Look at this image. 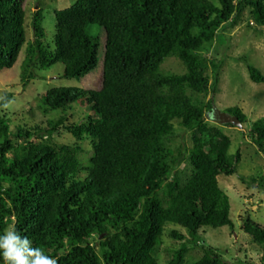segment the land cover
<instances>
[{
    "label": "trees",
    "instance_id": "obj_1",
    "mask_svg": "<svg viewBox=\"0 0 264 264\" xmlns=\"http://www.w3.org/2000/svg\"><path fill=\"white\" fill-rule=\"evenodd\" d=\"M25 1L0 0V73L15 66L26 44ZM246 12L252 28L264 27V0H76L54 11L48 43L44 11L35 12L23 86L37 77L33 69L58 63L67 80L100 69L101 85L40 95L44 113H63L45 126L13 127L0 114V233L14 227L58 264H226L200 233L236 230L218 177L235 175L242 161L212 120L223 61L211 49ZM88 26L104 33L101 62L99 38L88 35ZM169 58L185 72H165ZM247 70L252 82L264 84L260 70ZM75 106L87 115L69 123ZM226 112L247 122L238 107ZM178 130L190 135V145L172 147ZM63 132L75 143L56 144ZM249 137L264 157V118ZM241 179L264 190V168ZM241 229L261 247L257 264H264V226L246 212ZM166 232L182 246L163 252ZM196 250L201 254L193 256Z\"/></svg>",
    "mask_w": 264,
    "mask_h": 264
},
{
    "label": "rangeland",
    "instance_id": "obj_2",
    "mask_svg": "<svg viewBox=\"0 0 264 264\" xmlns=\"http://www.w3.org/2000/svg\"><path fill=\"white\" fill-rule=\"evenodd\" d=\"M75 2L76 0L25 1L26 44L15 66L0 73V101L8 94L12 96L9 107L0 106V114H5L12 121L13 127L15 125L32 127L35 123H42L45 126L48 120L57 119L60 114H63L60 111L44 113L40 95L45 94L49 89L58 87L100 88L101 74L98 72L100 69L88 75L82 81L67 80L62 77L65 67L61 63L55 64L46 71L33 69L37 77L29 81L26 87L23 86L22 74L24 72L23 64L27 55V46L35 40L34 29L31 24L35 12L38 10L44 11L46 19L43 21V27L46 30L45 40L48 43L54 38L56 31L53 21L54 11L68 9ZM249 24L251 25L250 28L248 27ZM252 27H256V24L251 22L249 14L246 12L243 22L233 29L223 30L222 36L225 41H222L221 44L219 40L215 41L214 47L211 49V54L217 52L216 58L223 61L219 92L214 99L215 106L223 112L238 107L242 109L247 117V122L242 129L227 125L219 126L232 141L230 154L240 152L242 155V161L238 165L235 175L218 177L220 187L229 196L231 219L236 226V230L233 231L224 227L218 230L206 229L204 232H200L206 244L220 249L226 264H257L262 255L261 247L254 244L241 229L242 217L246 212H249L255 221L264 226V190L250 187L243 183L241 179L242 176L248 178L256 175L264 168V157L258 152L249 137L252 124L264 118V84L252 82L247 70L249 64L260 70L264 75V27H257V30ZM86 31L88 35L99 38L98 43L101 48L99 59L101 62L102 47L105 41L104 33L97 26H88ZM64 60L66 59L64 58ZM28 69L31 70L32 67L29 66ZM162 69L165 72L177 74L185 72L183 65L176 58L167 59ZM210 97L213 96H209L208 99ZM86 115L84 107L75 106L74 110L69 112V123L81 122ZM213 123L215 124V122ZM55 141L58 145H72L75 143V139L66 132L56 137ZM182 142L190 145V135L178 130L172 140V147ZM82 146L86 151L91 150L88 142H84ZM175 228L186 234L184 229L173 225H168L166 230ZM167 232L163 239V252L167 249L180 248L182 244ZM200 254V250L192 252L193 256ZM164 256L165 253L161 256V262H164Z\"/></svg>",
    "mask_w": 264,
    "mask_h": 264
},
{
    "label": "clouds",
    "instance_id": "obj_3",
    "mask_svg": "<svg viewBox=\"0 0 264 264\" xmlns=\"http://www.w3.org/2000/svg\"><path fill=\"white\" fill-rule=\"evenodd\" d=\"M10 103L3 107H9ZM0 261L2 264H58L55 257L34 246L28 236L21 235L14 227L0 233Z\"/></svg>",
    "mask_w": 264,
    "mask_h": 264
},
{
    "label": "water",
    "instance_id": "obj_4",
    "mask_svg": "<svg viewBox=\"0 0 264 264\" xmlns=\"http://www.w3.org/2000/svg\"><path fill=\"white\" fill-rule=\"evenodd\" d=\"M216 106H213L212 120L219 125H231L237 127L238 129L243 128V123L238 117L233 116L227 112L219 110Z\"/></svg>",
    "mask_w": 264,
    "mask_h": 264
}]
</instances>
